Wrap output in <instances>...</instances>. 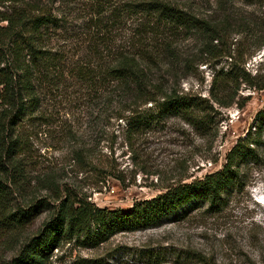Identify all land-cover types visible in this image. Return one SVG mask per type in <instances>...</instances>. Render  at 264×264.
<instances>
[{"label":"rangeland","instance_id":"obj_1","mask_svg":"<svg viewBox=\"0 0 264 264\" xmlns=\"http://www.w3.org/2000/svg\"><path fill=\"white\" fill-rule=\"evenodd\" d=\"M130 1L141 0H42L67 20L66 36L83 42L68 56L65 82L42 104L43 117L21 129L17 164L0 172L10 207L37 204L23 224L0 219V264L17 256L66 195L128 208L137 199L220 168L227 150L264 107V88L243 83L229 106L212 101V75L225 65V56L209 58L204 39L193 34L168 40L170 35L162 37L159 30L147 33L144 14L124 6ZM164 1L201 15H215L223 3ZM113 6L121 10L112 14ZM91 37L102 41L95 49L87 44ZM164 38L170 41L167 47ZM142 40L147 54L140 60L143 83L136 91L133 83L114 80L104 71L120 55L135 54ZM74 63L88 65L87 77L68 75ZM260 63L259 73L264 74V47L246 56L252 73ZM171 91L208 97L214 109L210 128L201 129L179 115L126 128L124 117L153 106ZM260 155L257 164L243 170L244 186L221 211L204 206L156 227L118 232L94 247L64 242L46 264H264V144ZM150 252L157 257L148 258Z\"/></svg>","mask_w":264,"mask_h":264},{"label":"trees","instance_id":"obj_2","mask_svg":"<svg viewBox=\"0 0 264 264\" xmlns=\"http://www.w3.org/2000/svg\"><path fill=\"white\" fill-rule=\"evenodd\" d=\"M228 1L230 4L227 0L219 3L215 15L196 14L164 0L124 4L144 14L150 25H144L147 33L159 30L162 37L170 35L168 40L183 32L193 34L204 39L203 52L209 58L225 56L226 63L213 73L209 89L212 101L225 107L232 103L242 83L249 88H264L261 63L253 73L245 65L247 55L264 47V0H238L240 5ZM118 9L110 7V12L115 14ZM63 17L42 0H0V172L9 164H17L23 144L21 129L43 117L42 104L65 82L68 56L83 42L77 36H66L67 20ZM163 40V45H170L166 38ZM101 42L91 37L87 44L95 49ZM137 44L135 54L120 55L104 71L114 80L133 83L136 91L143 83L140 60L147 54L144 40ZM89 71L88 65L74 63L68 75L87 77ZM213 110L208 97L171 91L153 106L124 119L126 128L135 130L179 115L192 125L208 129ZM263 135L264 107L255 112L247 131L227 150L220 168L137 199L128 208L98 206L75 194L62 197L37 232L23 242L17 256L6 264H46L53 249L64 242L94 247L118 232L156 227L204 206L207 211H221L231 195L244 186L243 170L259 162ZM8 198V186L0 177V219L23 224L33 216L37 204L10 207ZM147 257L157 256L150 252Z\"/></svg>","mask_w":264,"mask_h":264}]
</instances>
